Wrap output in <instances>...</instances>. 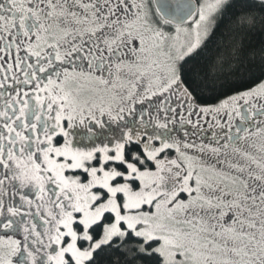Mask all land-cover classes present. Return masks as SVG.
Listing matches in <instances>:
<instances>
[{"label":"snow or ice","instance_id":"obj_1","mask_svg":"<svg viewBox=\"0 0 264 264\" xmlns=\"http://www.w3.org/2000/svg\"><path fill=\"white\" fill-rule=\"evenodd\" d=\"M0 264H264V0H0Z\"/></svg>","mask_w":264,"mask_h":264}]
</instances>
